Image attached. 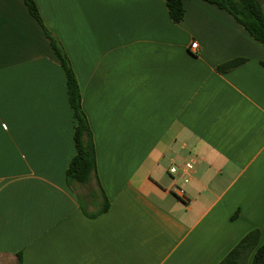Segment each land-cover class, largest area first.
<instances>
[{
  "label": "crops",
  "instance_id": "1",
  "mask_svg": "<svg viewBox=\"0 0 264 264\" xmlns=\"http://www.w3.org/2000/svg\"><path fill=\"white\" fill-rule=\"evenodd\" d=\"M34 1L43 26L0 0V264H220L254 230L262 245L264 46L203 0L180 24L166 0ZM45 30L93 132L85 185L66 181L75 120Z\"/></svg>",
  "mask_w": 264,
  "mask_h": 264
},
{
  "label": "trees",
  "instance_id": "2",
  "mask_svg": "<svg viewBox=\"0 0 264 264\" xmlns=\"http://www.w3.org/2000/svg\"><path fill=\"white\" fill-rule=\"evenodd\" d=\"M33 18L43 26L42 19L34 0H23ZM184 0H166L171 20L180 24L185 18ZM216 5L232 15L249 34L264 46V0H203ZM54 53L59 59L66 76L69 105L75 120L74 143L76 155L66 171V181L71 184H88L97 173V157L94 136L88 118L82 107V97L71 62L56 38L46 31ZM244 60H235L221 66L219 70L229 71L241 65ZM105 206L104 211L108 210ZM259 230L250 232L230 252L220 264H264V243L260 245ZM19 264H22L21 262Z\"/></svg>",
  "mask_w": 264,
  "mask_h": 264
},
{
  "label": "built area",
  "instance_id": "3",
  "mask_svg": "<svg viewBox=\"0 0 264 264\" xmlns=\"http://www.w3.org/2000/svg\"><path fill=\"white\" fill-rule=\"evenodd\" d=\"M197 47H198V44H197V43H194V44L192 45V49H193V50H196ZM186 168H187L188 170H191V169H192V165H191V164H187V165H186ZM176 171H177L176 168H172V169L170 170L171 173H176ZM175 194H176L180 199H182V200L185 201L186 197H185V193H184L183 190L177 189V190H175Z\"/></svg>",
  "mask_w": 264,
  "mask_h": 264
}]
</instances>
